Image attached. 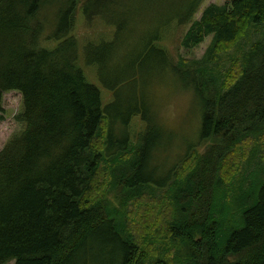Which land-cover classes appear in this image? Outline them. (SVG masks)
Instances as JSON below:
<instances>
[{
  "label": "trees",
  "instance_id": "trees-1",
  "mask_svg": "<svg viewBox=\"0 0 264 264\" xmlns=\"http://www.w3.org/2000/svg\"><path fill=\"white\" fill-rule=\"evenodd\" d=\"M160 1L0 0V114L4 95L19 92L25 124L0 152V264H264V0L212 4L193 22L204 0H183L171 19L192 22L184 48L212 42L200 61L166 52L171 76L200 101L202 126L165 175L154 165L170 139L163 128L145 112L134 135L137 112L104 106L79 66V10L118 38L134 3ZM252 34L222 69L221 56ZM114 40L83 49L113 93L92 56L109 63Z\"/></svg>",
  "mask_w": 264,
  "mask_h": 264
},
{
  "label": "rangeland",
  "instance_id": "rangeland-1",
  "mask_svg": "<svg viewBox=\"0 0 264 264\" xmlns=\"http://www.w3.org/2000/svg\"><path fill=\"white\" fill-rule=\"evenodd\" d=\"M182 1L134 3L133 8L122 20L125 25L118 38H114L116 29L111 23L100 18L87 22L82 9L77 14L74 30V35L79 41V66L83 69L88 82L100 89L103 105L106 106L114 100L117 101L120 111H136V117L129 123L134 135H138L146 128L147 124L142 115L148 112L149 116L163 128L160 127L164 134L163 139L167 140L170 137L169 141H164L156 154L154 165L160 169V175H165L173 165L181 164L189 153L187 147L200 143L202 126L200 101L191 90L184 89L182 84L171 76L165 65L166 52L173 57L176 64L181 60H202L212 38H207L199 47L186 49L182 46L183 37L192 22L199 20L208 6L212 4L223 6L228 3V0H204L192 22L179 26L178 18L172 23L171 19L180 15L183 9H187L185 5L182 8ZM129 8L130 5H127L125 10ZM256 37L252 34L237 50L221 56L219 61L221 68H229L231 62L239 59L243 49ZM102 40L108 42L114 40L116 45L119 44L113 60L111 59L109 63H105L102 54L92 56L96 63L94 67L100 65L101 79L109 86L115 87L114 93L101 82L96 69L86 63L84 56L85 45L89 42L99 43ZM57 43L45 45L50 46L49 49H55ZM22 111L21 93L16 91L6 93L3 98V113L0 114L4 119L0 122V152L14 137L25 130V124L17 120ZM204 147L205 144L197 149L202 152Z\"/></svg>",
  "mask_w": 264,
  "mask_h": 264
},
{
  "label": "bare ground",
  "instance_id": "bare-ground-1",
  "mask_svg": "<svg viewBox=\"0 0 264 264\" xmlns=\"http://www.w3.org/2000/svg\"><path fill=\"white\" fill-rule=\"evenodd\" d=\"M89 84V83H88ZM133 91V90H132ZM129 108V107H128Z\"/></svg>",
  "mask_w": 264,
  "mask_h": 264
}]
</instances>
